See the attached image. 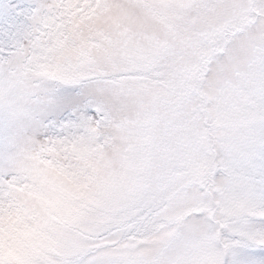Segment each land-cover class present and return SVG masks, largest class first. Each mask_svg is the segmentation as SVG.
Returning <instances> with one entry per match:
<instances>
[{
    "label": "snow or ice",
    "instance_id": "snow-or-ice-1",
    "mask_svg": "<svg viewBox=\"0 0 264 264\" xmlns=\"http://www.w3.org/2000/svg\"><path fill=\"white\" fill-rule=\"evenodd\" d=\"M0 264H264V0H0Z\"/></svg>",
    "mask_w": 264,
    "mask_h": 264
}]
</instances>
